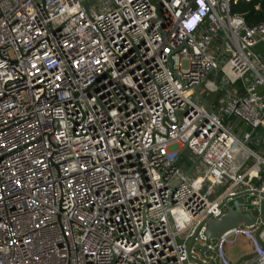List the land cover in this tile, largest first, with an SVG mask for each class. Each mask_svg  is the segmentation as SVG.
Here are the masks:
<instances>
[{"label": "built area", "instance_id": "built-area-1", "mask_svg": "<svg viewBox=\"0 0 264 264\" xmlns=\"http://www.w3.org/2000/svg\"><path fill=\"white\" fill-rule=\"evenodd\" d=\"M89 1L0 0V264H264L261 215L186 242L226 198L262 209L264 21L238 0ZM210 75L218 109L196 94Z\"/></svg>", "mask_w": 264, "mask_h": 264}, {"label": "water", "instance_id": "water-1", "mask_svg": "<svg viewBox=\"0 0 264 264\" xmlns=\"http://www.w3.org/2000/svg\"><path fill=\"white\" fill-rule=\"evenodd\" d=\"M93 1L94 0H90L88 3H86V9H88V7ZM151 2L156 6L157 13H159L161 2L157 3L155 0H151ZM223 47H224V43H222L220 50H222ZM251 50L257 53L254 47H251ZM200 86L201 85L196 86V94L201 98V100L204 103L209 104L207 99H205L203 94L200 92ZM246 194H248V192H243L239 194L240 197H236L235 199H233L232 202H228L227 198L224 199L223 203H225L228 207V212L226 213V215H224L221 219H210L208 217L200 225H198V227L195 229L193 236L186 241L189 248L191 249L193 247L197 233L204 223H206L205 235L207 236V244L211 243V239H215V241H213V245H215L217 242L216 241L217 238H220L224 233L235 228L239 223H245L246 225L254 224L257 222V218L259 215H261L264 220V199L262 200V209L260 211L259 209L254 208L250 204L253 198L259 196V192L258 191L254 192V195H246ZM242 195H246L245 197L246 207L254 209L255 216H253L248 211H244V207L242 205L244 199L241 197ZM261 195H264V193H262ZM258 234L259 231L257 232V235ZM197 247L200 249V253L203 256L205 255L206 251L214 254V251L212 249H209L207 245H197ZM211 264H214L213 260Z\"/></svg>", "mask_w": 264, "mask_h": 264}, {"label": "rangeland", "instance_id": "rangeland-1", "mask_svg": "<svg viewBox=\"0 0 264 264\" xmlns=\"http://www.w3.org/2000/svg\"><path fill=\"white\" fill-rule=\"evenodd\" d=\"M109 0H98V4L100 3H106ZM212 75L209 76L208 81L202 86V89L204 90V98L210 99L211 102H213L216 105V108L218 109V105L220 103V98L222 97V94L224 92V89L221 88L219 92L210 94L212 90L214 89V86L211 85ZM208 89L210 92H207ZM226 122L228 124L231 123V119L226 117ZM196 157L194 154L188 150L185 149L178 161V164L184 163L185 166H189L192 161H195ZM216 193V192H215ZM226 252H229L230 250L234 252L235 254H240L241 252H250L252 247L250 241L245 238L243 235H240L239 239L234 243H227L225 246ZM228 254V253H227Z\"/></svg>", "mask_w": 264, "mask_h": 264}, {"label": "trees", "instance_id": "trees-1", "mask_svg": "<svg viewBox=\"0 0 264 264\" xmlns=\"http://www.w3.org/2000/svg\"><path fill=\"white\" fill-rule=\"evenodd\" d=\"M232 11L245 14L249 24L264 21V0H238L232 5Z\"/></svg>", "mask_w": 264, "mask_h": 264}, {"label": "crops", "instance_id": "crops-1", "mask_svg": "<svg viewBox=\"0 0 264 264\" xmlns=\"http://www.w3.org/2000/svg\"><path fill=\"white\" fill-rule=\"evenodd\" d=\"M255 50L257 51V54H259L261 56V59L264 61V40L259 42L255 47ZM256 147L259 146V144L256 142L254 144ZM262 150L264 152V147H262ZM244 236V235H243ZM240 237V236H239ZM239 237L237 238V240L239 239ZM245 238H247L246 236H244ZM248 239V238H247ZM236 240V241H237ZM249 240V239H248ZM235 241V242H236ZM234 243V242H233ZM252 247V246H251ZM229 257L236 263L240 262L243 258L249 256L252 253V249L250 252H241L240 254H235L234 252H232L231 250L229 252H227Z\"/></svg>", "mask_w": 264, "mask_h": 264}, {"label": "clouds", "instance_id": "clouds-1", "mask_svg": "<svg viewBox=\"0 0 264 264\" xmlns=\"http://www.w3.org/2000/svg\"><path fill=\"white\" fill-rule=\"evenodd\" d=\"M199 21L200 20L197 17L194 16L193 18L190 19L188 24H189L190 27L191 26L196 27V25L198 24Z\"/></svg>", "mask_w": 264, "mask_h": 264}]
</instances>
